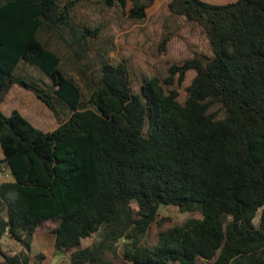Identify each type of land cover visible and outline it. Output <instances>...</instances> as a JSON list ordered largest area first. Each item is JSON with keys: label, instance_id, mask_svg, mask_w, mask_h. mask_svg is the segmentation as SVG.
Segmentation results:
<instances>
[{"label": "trees", "instance_id": "16d2710c", "mask_svg": "<svg viewBox=\"0 0 264 264\" xmlns=\"http://www.w3.org/2000/svg\"><path fill=\"white\" fill-rule=\"evenodd\" d=\"M78 1L0 0V146L11 174L0 184V264H31L43 223L70 264H108L122 240L131 264H264V0L169 1L172 14L203 27L213 51L170 66L167 84L196 71L184 102L157 76L133 92L126 64L109 61L91 72L84 100L44 39L57 36L78 59L89 56L99 29L75 21ZM102 1L135 19L155 2ZM22 62L43 71L71 110L51 131L2 109L17 84L58 116L51 94L18 72ZM170 205L200 217L141 244ZM6 239L20 249L7 251Z\"/></svg>", "mask_w": 264, "mask_h": 264}, {"label": "rangeland", "instance_id": "374dc122", "mask_svg": "<svg viewBox=\"0 0 264 264\" xmlns=\"http://www.w3.org/2000/svg\"><path fill=\"white\" fill-rule=\"evenodd\" d=\"M66 0H62L64 2ZM170 0H157L148 9L143 19L127 16L119 5L109 6L102 0H80L73 10V18L80 25H89L99 29L98 36L89 39V56L84 60L78 59L70 46L57 36H44L51 49L61 57V67L67 75L79 85L83 99L86 100L93 88L91 72L100 69L102 63L109 61L126 64L130 84L133 92H139L146 78L157 76L162 79L165 88H176L178 99L184 102L188 96V87L196 75L194 69L186 72L184 80L179 83L178 75L173 84H167L164 79L169 75V68L173 63H182L185 59L199 55L205 59L213 56L212 47L201 25L189 21L184 15H174L168 9ZM207 1V0H205ZM169 34L165 50L160 49L164 35ZM89 65L91 68H88ZM18 72L31 80L38 82L45 91L49 92L57 107V115L32 91L14 84L2 102L5 114L18 109L36 127L46 131L56 128L71 114V110L58 101L52 89L51 81L37 66L21 63ZM216 108V107H215ZM11 179V174L3 161L0 146V182ZM200 217L198 213L181 212L176 206L161 207L157 221L143 236L141 244L154 246L157 244L161 232L183 224L189 217ZM258 223V220H257ZM55 235L49 232L46 223L37 230L36 247H32L35 255L31 264H70V252H60L54 248ZM94 236L82 240V246L90 245ZM122 245H118L116 252H108V264H131L123 256ZM5 249L13 252L18 246L12 240H5ZM45 249L41 250L39 247ZM3 259L0 257V262ZM196 264H210V261L200 259Z\"/></svg>", "mask_w": 264, "mask_h": 264}, {"label": "crops", "instance_id": "0c3cea01", "mask_svg": "<svg viewBox=\"0 0 264 264\" xmlns=\"http://www.w3.org/2000/svg\"><path fill=\"white\" fill-rule=\"evenodd\" d=\"M157 2V0H155ZM209 2H212V3H227V2H231V1H235V0H207ZM23 63V62H22ZM30 91V90H29ZM5 99V98H4ZM9 180V179H8ZM5 181V180H4ZM3 182V181H2ZM0 182V184L2 183ZM50 232V231H49ZM36 242H37V231L35 232V235H34V238H33V241H32V244H31V250H32V247L36 245ZM36 247V246H35ZM55 248V246H54ZM39 249L41 250H44L45 248L43 246L39 247ZM30 255L31 257H33L35 255L34 252L30 251Z\"/></svg>", "mask_w": 264, "mask_h": 264}]
</instances>
